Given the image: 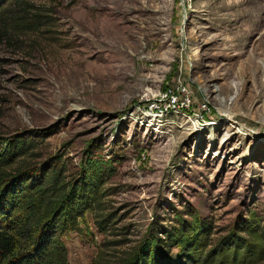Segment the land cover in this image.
Returning a JSON list of instances; mask_svg holds the SVG:
<instances>
[{
	"label": "rangeland",
	"instance_id": "1",
	"mask_svg": "<svg viewBox=\"0 0 264 264\" xmlns=\"http://www.w3.org/2000/svg\"><path fill=\"white\" fill-rule=\"evenodd\" d=\"M0 8L10 21L0 40V137L34 139L28 161L56 164L68 180L97 159L111 165L96 215L86 210L81 230L62 235L70 264L122 257L180 217L210 224L208 247L250 211L264 229V0ZM179 87L188 107L152 109Z\"/></svg>",
	"mask_w": 264,
	"mask_h": 264
},
{
	"label": "trees",
	"instance_id": "2",
	"mask_svg": "<svg viewBox=\"0 0 264 264\" xmlns=\"http://www.w3.org/2000/svg\"><path fill=\"white\" fill-rule=\"evenodd\" d=\"M5 11L0 8V40L10 22ZM35 145L34 139L11 142L0 137V264H70L62 235L80 231L84 212L96 215L94 208L101 204V185L111 168L108 161L97 159L80 181L68 180L56 164L45 170L28 161ZM248 217L241 228L211 247L209 223L196 215L180 217L162 237L154 233L126 255H99L93 264H255L264 260V229L252 211ZM106 222L104 217L97 221L100 227Z\"/></svg>",
	"mask_w": 264,
	"mask_h": 264
},
{
	"label": "built area",
	"instance_id": "3",
	"mask_svg": "<svg viewBox=\"0 0 264 264\" xmlns=\"http://www.w3.org/2000/svg\"><path fill=\"white\" fill-rule=\"evenodd\" d=\"M179 94L181 97H179ZM164 98L166 99V105L154 104L152 109L156 110L160 114L167 113L169 110H178L180 108H185L190 105V96L189 91L186 87H179L176 90L168 89L163 93Z\"/></svg>",
	"mask_w": 264,
	"mask_h": 264
},
{
	"label": "bare ground",
	"instance_id": "4",
	"mask_svg": "<svg viewBox=\"0 0 264 264\" xmlns=\"http://www.w3.org/2000/svg\"><path fill=\"white\" fill-rule=\"evenodd\" d=\"M107 36H110V35H104V37H107Z\"/></svg>",
	"mask_w": 264,
	"mask_h": 264
}]
</instances>
